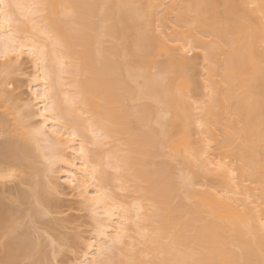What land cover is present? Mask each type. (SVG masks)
I'll return each mask as SVG.
<instances>
[{
    "label": "bare ground",
    "instance_id": "obj_1",
    "mask_svg": "<svg viewBox=\"0 0 264 264\" xmlns=\"http://www.w3.org/2000/svg\"><path fill=\"white\" fill-rule=\"evenodd\" d=\"M244 1L259 23L236 0H0L1 262L51 264L66 185L93 214L79 264H264V0ZM170 46L203 49V99ZM24 54L35 108L7 88Z\"/></svg>",
    "mask_w": 264,
    "mask_h": 264
},
{
    "label": "rangeland",
    "instance_id": "obj_2",
    "mask_svg": "<svg viewBox=\"0 0 264 264\" xmlns=\"http://www.w3.org/2000/svg\"><path fill=\"white\" fill-rule=\"evenodd\" d=\"M142 2L143 3H146L147 2V0H142ZM236 3H237V5H238V8L240 9V10H242V12L244 13V12H246L247 14H245V15H248L249 14V16L251 15V17H249V19H251L250 21H252V22H255V23H259V17L256 15V14H254V13H252V5L251 4H249V3H246L244 0H236ZM181 4H183V5H185V6H189V5H191V0H181ZM217 8H218V10H221L222 8H221V6L220 5H217ZM156 11V10H155ZM174 12L175 11H173L172 12V14H173V17H172V15H171V17L172 18H174ZM156 13V12H155ZM154 13V15L152 16V27H153V30L156 28L157 29V27H156V25L157 24H159L158 23V15L157 14H155ZM191 15H193V13L191 14ZM170 17V16H169ZM248 17V16H247ZM254 23V25L256 26V24ZM259 25V24H258ZM158 26V25H157ZM193 26V25H192ZM156 29H155V31H156ZM160 29V28H159ZM167 29H169V28H167ZM158 30V29H157ZM166 31H168V30H166ZM171 31V30H170ZM157 32V31H156ZM192 32H195V29H193L192 30ZM170 33V32H169ZM193 38L192 37H190L189 38V40H192ZM174 43V42H173ZM170 49H171V51L174 53V55H176L177 57L179 56V58L181 57V58H183V59H186L185 61H191V62H189L190 64H192L191 65V67H192V69H191V67L190 68H188L190 71L187 73L188 75H190V77H192L193 79H192V81L195 83H193L192 82V84H194V86H197V88L195 89L194 88V86H192L193 87V89H191L190 91L191 92H188L189 90L186 88L185 90H184V94L185 95H189L190 97H188V98H193L192 100H194L195 101V99L197 98L198 100H199V97H200V99L202 98V96L204 97V95L206 96V94L207 93H203V92H206V91H208L207 90V88H204V86L203 85H205L202 81H203V79H204V77H206V75L204 76V70H205V65H204V62H205V57H204V51H203V49L201 48V47H196L191 53H186L185 51H181L180 49H179V46H170ZM260 49V50H259ZM258 50L260 51V52H262V54H264V47H263V45H262V47L260 46V48H259ZM185 52V53H184ZM259 52V53H260ZM29 56L28 55H26V54H24L23 55V57L19 60V65L17 66V68H16V70L12 73V75H11V77H12V79H13V82H14V86L12 85V88H11V85H9V87H10V90H9V87L7 86V88H8V91H10L11 92V94H12V96L16 93V94H18V95H14V96H19L20 98H22V99H17V98H19V97H17L16 99V101L19 103H21V104H18L19 106H21V108H23V109H27V107L25 108V106H27V104H29V103H31V105H33L34 106V104H36V102L34 101L33 102V96H32V93H31V81H29L30 79H32L31 77H32V75L30 76V74H33V70H35V68H34V66H33V63L30 61V59L28 58ZM155 57L156 58H158V59H160V60H166L167 58H168V55H167V53H165L164 51H161V52H159V53H157L156 55H155ZM189 63H188V65H189ZM246 71H247V73H249V74H251V71H250V69H248V68H246ZM35 72V71H34ZM190 73V74H189ZM2 75H5V74H1V76H0V81H2V79L4 78ZM33 76H34V74H33ZM204 76V77H203ZM215 79H219V77H215ZM30 84V85H29ZM197 84V85H196ZM17 87V88H16ZM191 87V88H192ZM16 88V89H15ZM15 89V90H14ZM204 89H205V91H204ZM12 90V91H11ZM15 91V93H14V91ZM13 92V93H12ZM189 93V94H188ZM202 93V94H201ZM31 95V96H30ZM202 95V96H201ZM14 98V97H13ZM186 98H187V96H186ZM196 99V100H197ZM203 99V98H202ZM20 100V101H19ZM190 101V100H189ZM29 102V103H28ZM22 103L24 104V103H27L26 105L24 104V106L22 105ZM23 106V107H22ZM29 107H32V106H28V108ZM33 108H35V106L33 107ZM37 121V118H33L32 119V121ZM34 121V122H35ZM195 126V125H194ZM193 125L191 126V127H194ZM194 129H196V133L195 132H193L194 134H197L198 133V128L196 127H194ZM192 130H193V128H192ZM194 131V130H193ZM262 131L264 132V127L262 128ZM198 135V136H197ZM196 136L194 135L193 137L195 138V140L197 141L196 143V145H199L200 144V142L198 141L199 140V134H197ZM195 142V141H194ZM199 143V144H198ZM202 144V143H201ZM200 144V145H201ZM213 152L214 153H217V150L215 149V146L213 145ZM226 156L227 155V157H225V160L226 161H232V160H234L235 161V154H222L221 156ZM257 155H258V158H259V160L260 161H263L264 160V150L263 149H259L258 150V153H257ZM220 156V157H221ZM223 158V157H222ZM180 159V158H179ZM178 160V159H177ZM178 162V165H179V162H180V164H181V162H183V161H181V159L179 160V161H177ZM177 162H176V164H177ZM183 165V164H182ZM185 165V164H184ZM183 165V167H186V165L184 166ZM212 166V165H211ZM211 166H210V168H211ZM193 168V169H192ZM192 168H190L191 170H196L197 169V167H192ZM178 169H179V166H178ZM198 170H199V168H198ZM212 172V171H211ZM214 173V172H213ZM56 175V177L58 176V175H60L58 172L55 174ZM202 176H201V178L202 177H204V175L203 174H201ZM205 177H207L208 179H206V178H199V179H201V180H204L205 181V179H206V181L210 184L211 183V185H213V183H216V184H218L219 186H220V179H221V177L219 178V176L217 175V174H213L212 175V173H210L209 175L207 174ZM63 180V179H62ZM61 180V181H62ZM200 180V182L201 183H203L202 181ZM56 181V180H55ZM205 181V182H206ZM211 181V182H210ZM213 182V183H212ZM62 183V182H61ZM216 184H214L216 187L218 186V185H216ZM62 186H64L63 184H61ZM213 185V186H214ZM27 187V186H26ZM26 187H23V188H26ZM198 188H199V186H197ZM201 187V186H200ZM48 188H50V187H48ZM60 188H62L61 186H60ZM69 188V187H68ZM67 187H66V185L64 186V189H60L61 191H63V193H62V195H61V193L60 194H58V193H56V192H51L52 194H50L51 196H54V194L53 193H55V194H57V195H55V197H57L58 195H59V197H57V199L58 200H60L61 202H59L60 203V205L58 206L57 205V207H55V210H53V213H51L52 215H48V217H46V218H44V221L46 220L47 222L49 221L48 220V218H50L51 216V218L50 219H52L54 222H56V223H51L50 221V223L51 224H56L55 226H57L58 228H60V229H58L57 227H54V228H56V230L58 231H55V230H51L52 228H48V227H46V226H44V227H46V228H43L42 226L43 225H41L42 223L43 224H45L44 223V221L43 222H41V220L42 219H40L39 220V222H38V224H36L35 225V227L38 225V228L36 229V231L35 232H33V235L37 232V234H35L34 236H36L37 237V235H38V233H39V235H38V237L41 239L42 237V235H43V237L44 238H46V235H44L45 233L47 234L48 233V231L46 232L45 230H40L41 228L42 229H47L48 228V230H50L51 232H49V233H51L50 235L52 236V235H54L53 236V238H52V240L53 241H55V242H53V243H50V241L48 240V239H50L49 238V234H47L48 236H47V238L48 239H45V240H43V245L44 244H47V246H48V244L50 243V245L52 246V249H50L51 248V246L49 245L47 248H45L44 249V247L45 246H41V242H40V246H41V250H36L38 253L37 254H34L35 256H39L40 255V257L43 255L44 256V254H47V256H48V258H49V261H50V263L51 264H79V261H81L79 258L81 257V254H83L84 252H83V250H82V252H81V249L83 248V249H86V248H84V242L83 241H85V239H86V241L88 242V240L87 239H90V237H91V235H93V228H94V221H93V219H92V216H93V214L90 212L91 210L89 209V208H86V206H85V202H83V198H82V196H80V195H78V190H72V188H69L68 189ZM64 194V195H63ZM66 194V195H65ZM61 195V196H60ZM28 206V205H31L30 203H25V206ZM26 206V207H27ZM21 207L22 208H25L24 207V205L22 204L21 205ZM58 207H60L59 208V210H57V208ZM89 209V210H88ZM23 210H25V209H23ZM24 212H26V211H24ZM22 220H24V218L22 219ZM27 220V221H26ZM51 220V221H52ZM23 222V224H24V222H26V225L27 224H29L28 223V218H26L24 221H22ZM46 225V224H45ZM48 226V225H47ZM51 226V225H50ZM52 227V226H51ZM21 229V228H20ZM33 230H31V233H32V231ZM38 230V231H37ZM65 230V231H64ZM22 231V230H21ZM43 231V232H42ZM44 231H45V233H44ZM55 231V232H54ZM60 231L63 233V234H66L67 233V235H70V237L71 236H73L74 238H75V236H77V234H79V240H76V238H75V241H71L70 243H69V241H70V239L68 240V243H66L67 241H65V242H63L61 239H60ZM19 232H20V230H19ZM54 234H53V233ZM66 232V233H65ZM61 233V234H62ZM76 233V234H75ZM42 234V235H41ZM58 234V235H57ZM75 234V235H74ZM41 235V236H40ZM35 237V238H36ZM73 237H71V238H73ZM38 238V239H39ZM40 239H39V241H40ZM63 239V238H62ZM78 239V238H77ZM41 240V241H42ZM52 240H51V242H52ZM72 240V239H71ZM46 242V243H45ZM61 242H63L64 244H61ZM66 243V244H65ZM86 244V243H85ZM1 247V250H2V245L0 246ZM40 247H38V249H39ZM49 248V249H48ZM54 248V249H53ZM50 250V254L48 253L49 251L48 250ZM45 250V251H44ZM47 250V251H46ZM35 251V252H36ZM46 252V253H42V252ZM40 253V254H39ZM53 253V254H52ZM56 253V254H55ZM79 253H80V255H79ZM0 254H2V251L0 252ZM80 256V257H79ZM27 257V256H26ZM25 256H24V258L22 257L21 259H15L16 261H12V260H7V261H5V260H3V262L5 261V263H3V262H1L2 264H29V262L31 261V259H29V258H26ZM37 257H35V258H37ZM38 259V258H37ZM36 259V260H37ZM34 263L35 262V259H32V261L30 262V264L31 263ZM35 264V263H34ZM38 264H39V262H38Z\"/></svg>",
    "mask_w": 264,
    "mask_h": 264
},
{
    "label": "snow or ice",
    "instance_id": "obj_3",
    "mask_svg": "<svg viewBox=\"0 0 264 264\" xmlns=\"http://www.w3.org/2000/svg\"><path fill=\"white\" fill-rule=\"evenodd\" d=\"M21 50H22V48H21Z\"/></svg>",
    "mask_w": 264,
    "mask_h": 264
}]
</instances>
